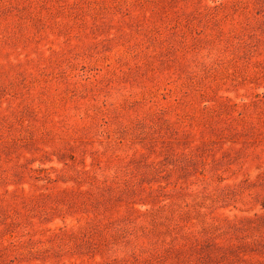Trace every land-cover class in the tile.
I'll use <instances>...</instances> for the list:
<instances>
[{"label":"rangeland","instance_id":"rangeland-1","mask_svg":"<svg viewBox=\"0 0 264 264\" xmlns=\"http://www.w3.org/2000/svg\"><path fill=\"white\" fill-rule=\"evenodd\" d=\"M0 264H264V0H0Z\"/></svg>","mask_w":264,"mask_h":264}]
</instances>
